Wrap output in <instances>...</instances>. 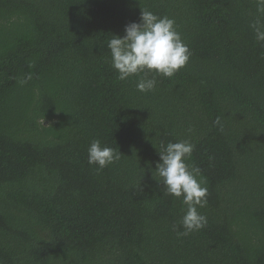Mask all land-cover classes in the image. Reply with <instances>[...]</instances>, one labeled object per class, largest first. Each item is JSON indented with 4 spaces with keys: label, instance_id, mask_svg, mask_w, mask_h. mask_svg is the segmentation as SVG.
Returning <instances> with one entry per match:
<instances>
[{
    "label": "trees",
    "instance_id": "trees-1",
    "mask_svg": "<svg viewBox=\"0 0 264 264\" xmlns=\"http://www.w3.org/2000/svg\"><path fill=\"white\" fill-rule=\"evenodd\" d=\"M142 8L192 53L149 73V92L117 79L106 44ZM257 16L255 0H0V264H264ZM94 140L121 158L97 170ZM178 141L208 189L207 224L186 236L187 206L156 175Z\"/></svg>",
    "mask_w": 264,
    "mask_h": 264
},
{
    "label": "clouds",
    "instance_id": "clouds-1",
    "mask_svg": "<svg viewBox=\"0 0 264 264\" xmlns=\"http://www.w3.org/2000/svg\"><path fill=\"white\" fill-rule=\"evenodd\" d=\"M258 16L250 24L258 43H264V0H255ZM112 67L117 70V79L124 81L130 77L139 78L136 85L141 92L153 91L156 88L155 76L148 78L149 73L164 77L174 76L181 68L186 67L191 51L184 43L177 30L175 20L142 8L140 21L125 26V35H113L107 40ZM24 81H22L23 83ZM219 125V117L214 122ZM160 162L156 166V175L164 185L167 195L182 198L187 210L181 224L184 231L179 236H186L206 226L207 217L198 209L208 204V189L205 186L201 169L189 163L194 145L189 141L168 142L161 145ZM117 148L102 145L94 140L88 148V163L97 165L103 170L121 158Z\"/></svg>",
    "mask_w": 264,
    "mask_h": 264
}]
</instances>
